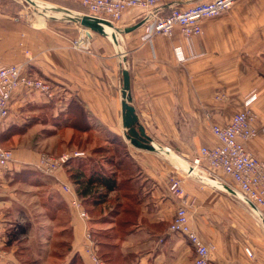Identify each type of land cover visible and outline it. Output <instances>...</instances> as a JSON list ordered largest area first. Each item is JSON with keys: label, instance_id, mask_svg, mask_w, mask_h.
<instances>
[{"label": "crops", "instance_id": "1", "mask_svg": "<svg viewBox=\"0 0 264 264\" xmlns=\"http://www.w3.org/2000/svg\"><path fill=\"white\" fill-rule=\"evenodd\" d=\"M38 1L45 7L34 1L33 7L43 25L38 15L0 8V68L25 63L28 74L49 82L57 94L48 100L38 92L16 90L0 124V145L13 154L8 169L0 168V264H93L86 252L87 233L100 258L95 236L114 227L108 212L120 201L118 191L107 195L99 214L91 215L64 168L48 176L36 167L47 143L63 138L62 130H54L66 120L61 109L70 100L86 114L89 131L80 134V140L90 132L105 144L117 138L125 143L132 166L129 175L139 214L133 231L115 241L119 259L114 264H192L194 254L186 240L167 231L182 199L191 227L215 247L212 264H264L259 222L245 213L229 231H222L218 222L237 217L231 211H237L238 203L211 181L216 177L204 163L193 164L201 147L218 144L211 126L226 125L252 95L257 136L245 144L264 159V0H238L225 13L204 19L203 34L191 38L175 31L144 39L138 26L141 11L130 10L113 25L116 43L69 17L82 8L60 0ZM204 1L164 0V6L187 8ZM82 30L88 43L75 48L73 40ZM123 69L129 73V105L158 152L136 149L123 136ZM66 129L67 139L62 140L70 142L75 131ZM173 180L180 183L179 195L170 190ZM64 186L76 194L87 221L78 217L74 197ZM31 204L37 213L31 212ZM223 208L229 213H222Z\"/></svg>", "mask_w": 264, "mask_h": 264}, {"label": "built area", "instance_id": "2", "mask_svg": "<svg viewBox=\"0 0 264 264\" xmlns=\"http://www.w3.org/2000/svg\"><path fill=\"white\" fill-rule=\"evenodd\" d=\"M78 3L84 10L82 15L105 20L112 25L118 23L123 15L130 10H140V26L144 30V39H151L155 35L171 36L177 31L185 38L201 36L203 34L202 21L204 19L217 17L233 7L238 0H207L196 3L187 8L175 6H164V0H69ZM88 43L83 30L79 38L73 41L75 48L85 47ZM179 55V54H178ZM38 92L46 99L52 100L55 96L53 86L38 77L26 72V64H14L0 68V124L9 114V102L12 94L18 90ZM217 96L216 99H223ZM252 95L244 102V109L233 115L224 126L212 125L211 132L217 139L218 144L214 146H203L199 149L198 157L193 164L204 163L208 171L213 175L211 181L225 184L234 192L225 191L248 207L252 216L264 226V159L256 157L246 146L245 142L257 136L254 125L256 114L251 109L255 100ZM84 156V152L75 151L54 156L43 153L40 155L37 169L48 176H53L63 169L71 159ZM13 161L12 151L0 145V168L8 169ZM222 173L230 183L217 177ZM189 176L192 169L186 171ZM223 181V182H222ZM170 190L174 195L182 193L178 180H173ZM65 193L73 195L72 205L78 217L88 220L87 212L83 209L76 194L68 186L63 187ZM168 233L182 236L193 251L192 264H212L211 254L215 250L214 245L206 242L190 225L187 203L182 199L180 206L167 228ZM86 252L93 264H104L98 257L96 245L87 233ZM248 257L252 258V252L245 249Z\"/></svg>", "mask_w": 264, "mask_h": 264}, {"label": "trees", "instance_id": "3", "mask_svg": "<svg viewBox=\"0 0 264 264\" xmlns=\"http://www.w3.org/2000/svg\"><path fill=\"white\" fill-rule=\"evenodd\" d=\"M62 115H65L66 121L67 119L69 121L68 125L78 136L89 131V126L84 123L86 119L84 108L75 100L67 105ZM74 139L75 135L70 142H74ZM109 144L111 147L117 145L118 150L98 146L92 149L91 154H103L107 151L105 155L108 157L104 158L105 164L113 166V170H105L103 166L95 168V165H91L94 161L92 155L88 157L85 155L82 160L71 159L64 169L71 183L76 186L78 197L91 215L99 214L109 193L114 191L120 193V201L114 203L112 210L108 212V217H112L111 222L114 223L113 229L100 231L95 236L100 258L105 264H114L119 259L118 243L115 241L123 240L133 231L139 211L137 196L129 175L133 172L132 166L128 160L125 145L117 138L111 139ZM119 172H122L121 175L124 176L120 181H118Z\"/></svg>", "mask_w": 264, "mask_h": 264}, {"label": "rangeland", "instance_id": "4", "mask_svg": "<svg viewBox=\"0 0 264 264\" xmlns=\"http://www.w3.org/2000/svg\"><path fill=\"white\" fill-rule=\"evenodd\" d=\"M33 1L38 5L39 8L45 7V5L42 2H40L38 0H33ZM60 1H62L65 4L68 3V6H70V5L72 6L73 5L75 7L82 8L78 3H75V2H72V1H69V0H65V1L60 0ZM0 8L4 9V10H7L8 13L13 12V14L18 12V10L19 11L20 10H24V11H26V14L24 13L25 14L24 16L27 15V16L32 17V18H34L36 15H38L37 14L38 10L35 9V7H33L32 5H30L26 0H0ZM83 12H84V10L81 9V13H83ZM39 16L40 15H38L37 18H38V20H41V18H39ZM78 38H79V34L77 35L76 39H74L73 41L77 40ZM57 91L61 92L60 89H57ZM55 96H57L56 93H55ZM70 101H72V100H70ZM66 103H64V106H62L61 111L65 110ZM61 119H63V118H61ZM65 122H66V120L61 121V124H59V127H56V129L54 130L55 133L61 132V130H62V132H61V135L63 137L62 139H67V136H65V134L67 133L66 132L67 129L66 130H64V129L65 128H71L68 125L69 121L67 120V124H65ZM94 134H95L94 132H90L87 135L86 139L80 140L81 137L78 136L76 133H74L73 134V135H75L74 142H67L66 140H62V139L59 140V141L58 140L51 141V142L47 143V147H46V149L43 150V152L47 153V154L54 155V156L62 155L64 153H68V152L69 153H73L75 151L84 152V156L83 157L75 158V159L82 160V158H85L86 154H88V155H86V157H88L89 155H92L91 152H92V149L94 147L103 146V147H108V148L109 147L110 148H114L113 149L114 151L118 150V146L117 145L111 147L109 144H105V143H102V142L96 140ZM122 143H124V142H122ZM85 152H86V154H85ZM106 152L103 153V154H97V155L93 154L92 157H93L94 161H93V163L91 165H93V166L95 165V168H97V167L101 168V166H103L105 170H110V169L113 170V166L111 167V166H107L105 164L106 161L104 160V158L108 157V156L105 155ZM169 162L171 164H173V166H175L177 168V166L174 164V160L169 159ZM178 168L181 169L182 171L186 172V170H184V168H180V167H178ZM64 170H66V169H64ZM221 186H222V188H221L222 193L225 194V196L230 197L232 199V201H233L232 203H238L237 204V208H238L237 211H235V213H233L234 212L233 209L231 211V214H237V217L222 218L221 221L218 222V224H220V229L222 228L221 229L222 231H224V230L229 231V229L231 227H233L237 223L238 220L242 219L240 215H243L245 213L252 214V212L248 209V207H246V205H244L240 201V199L238 197H234V196L230 195L229 193H227L225 191V189H223L224 186H225L224 183H222ZM73 187H76V186H73ZM38 211L39 210L34 208L33 204H31V212L37 213ZM62 213H64V212L62 211ZM222 213H229V208H227V209L223 208ZM259 225H260L261 229L264 231V226L261 223H259Z\"/></svg>", "mask_w": 264, "mask_h": 264}, {"label": "water", "instance_id": "5", "mask_svg": "<svg viewBox=\"0 0 264 264\" xmlns=\"http://www.w3.org/2000/svg\"><path fill=\"white\" fill-rule=\"evenodd\" d=\"M30 5L35 6L32 0H26ZM74 19L83 28L89 29L90 31L96 32L104 37L108 38V35L104 31V26L113 29V25L105 20L92 18L87 15H74L69 16ZM140 26V24H138ZM132 27L130 30L136 28ZM111 40L116 43V36L111 34ZM129 73L126 69L122 70V89H121V122L124 129L123 136L129 144L136 148L146 151L158 152V148L154 146L150 138L145 134L144 128L139 124L137 115L135 114L134 108L129 105L130 94H129ZM228 192L234 194L228 187H224Z\"/></svg>", "mask_w": 264, "mask_h": 264}, {"label": "bare ground", "instance_id": "6", "mask_svg": "<svg viewBox=\"0 0 264 264\" xmlns=\"http://www.w3.org/2000/svg\"><path fill=\"white\" fill-rule=\"evenodd\" d=\"M60 15H61V14H56V16H58V17H59ZM41 18H42V17H41ZM40 22H41V25H43V24H42V22H43L42 19L40 20ZM87 30H89V29H87ZM104 31H105V33L108 35V37H111V36H110V35L112 34V29H111V28H109V27H107V26H104ZM192 172H193V171H192ZM193 174H194V175H197L198 173H194V172H193ZM197 176H198V175H197ZM219 185L221 186L220 183H218V186H219ZM220 188H221V187H220Z\"/></svg>", "mask_w": 264, "mask_h": 264}]
</instances>
